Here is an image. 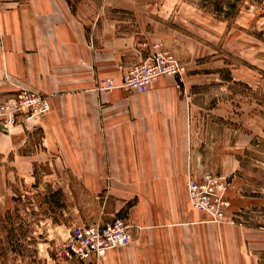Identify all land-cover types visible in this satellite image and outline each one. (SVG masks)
I'll list each match as a JSON object with an SVG mask.
<instances>
[{
    "label": "crops",
    "instance_id": "0c3cea01",
    "mask_svg": "<svg viewBox=\"0 0 264 264\" xmlns=\"http://www.w3.org/2000/svg\"><path fill=\"white\" fill-rule=\"evenodd\" d=\"M91 32L67 0H0V104L32 93L48 108L0 132L1 153L20 150L26 131L40 130V155L16 158V171L40 157L91 195L113 197L115 213L126 204L132 243L110 249L99 264H260L264 225L250 220L264 211V195L245 193L238 138L229 152L222 140L202 154L207 143L194 141L192 101L174 77L158 78L145 93L99 90L104 81L120 85L155 42L120 34L112 18ZM206 174L234 186L226 193L234 224L210 221L190 205L189 177Z\"/></svg>",
    "mask_w": 264,
    "mask_h": 264
},
{
    "label": "rangeland",
    "instance_id": "374dc122",
    "mask_svg": "<svg viewBox=\"0 0 264 264\" xmlns=\"http://www.w3.org/2000/svg\"><path fill=\"white\" fill-rule=\"evenodd\" d=\"M67 1L88 33L101 19L112 18L120 34L141 32L140 41L155 42L152 46L169 52L184 68L174 78L192 101L194 141L207 143L201 153L207 155L222 140L229 152L238 138L245 193L264 195V0ZM14 99L3 104L10 106ZM24 114L35 120L43 116L4 113L0 124L8 130ZM23 138L20 150L0 151V264H85L65 252L73 229L126 218L127 206L115 213L113 197L91 195L66 170L44 167L40 157L16 171V158L41 153L40 130L26 131ZM221 182V195L229 203L226 193L234 186L225 177ZM230 211L229 203L225 215L234 224ZM8 216L13 221L10 233ZM250 221L264 225V211ZM259 263L264 264V254Z\"/></svg>",
    "mask_w": 264,
    "mask_h": 264
},
{
    "label": "built area",
    "instance_id": "2783aa9c",
    "mask_svg": "<svg viewBox=\"0 0 264 264\" xmlns=\"http://www.w3.org/2000/svg\"><path fill=\"white\" fill-rule=\"evenodd\" d=\"M183 70L169 52L156 44L145 62L135 64L124 72L120 85L104 81L99 84V90L111 92L121 88L128 92L145 93L161 76H180ZM5 105L1 106L0 115L7 113L17 116L28 112L44 114L48 109L44 99L32 93L19 94L10 106ZM223 189L221 179L210 174L199 180L189 177L186 184L187 198L194 209L206 214L215 223L229 224L225 215L229 203L221 195ZM131 243L130 223L126 218H116L111 222L77 226L72 231L69 250L65 252L67 256L72 255L85 264H99L110 249L128 247Z\"/></svg>",
    "mask_w": 264,
    "mask_h": 264
},
{
    "label": "trees",
    "instance_id": "16d2710c",
    "mask_svg": "<svg viewBox=\"0 0 264 264\" xmlns=\"http://www.w3.org/2000/svg\"><path fill=\"white\" fill-rule=\"evenodd\" d=\"M239 85H242L244 88H246V89H250V87H248V86H246L245 84H240V83H238ZM55 194H59V191H57V192H55L54 193V195ZM49 200H50V202L53 204V202H55V199H54V196H50L49 197ZM7 215H9V213H7ZM8 231H9V233L10 232H12V225H13V221H12V219L10 218V216H8Z\"/></svg>",
    "mask_w": 264,
    "mask_h": 264
},
{
    "label": "water",
    "instance_id": "95a60500",
    "mask_svg": "<svg viewBox=\"0 0 264 264\" xmlns=\"http://www.w3.org/2000/svg\"><path fill=\"white\" fill-rule=\"evenodd\" d=\"M0 129L3 130V131H6V127H4L3 125H0Z\"/></svg>",
    "mask_w": 264,
    "mask_h": 264
},
{
    "label": "bare ground",
    "instance_id": "6f19581e",
    "mask_svg": "<svg viewBox=\"0 0 264 264\" xmlns=\"http://www.w3.org/2000/svg\"><path fill=\"white\" fill-rule=\"evenodd\" d=\"M0 125H3L4 127H6L4 124H0ZM7 129V128H6Z\"/></svg>",
    "mask_w": 264,
    "mask_h": 264
}]
</instances>
